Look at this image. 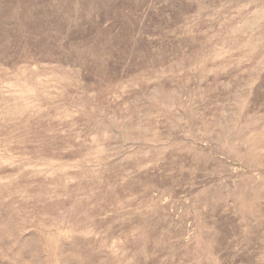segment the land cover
Masks as SVG:
<instances>
[{
  "label": "rangeland",
  "instance_id": "374dc122",
  "mask_svg": "<svg viewBox=\"0 0 264 264\" xmlns=\"http://www.w3.org/2000/svg\"><path fill=\"white\" fill-rule=\"evenodd\" d=\"M0 264H264V0H0Z\"/></svg>",
  "mask_w": 264,
  "mask_h": 264
}]
</instances>
